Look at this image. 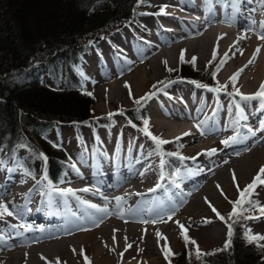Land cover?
<instances>
[{"label": "rangeland", "instance_id": "1", "mask_svg": "<svg viewBox=\"0 0 264 264\" xmlns=\"http://www.w3.org/2000/svg\"><path fill=\"white\" fill-rule=\"evenodd\" d=\"M233 1L235 9L237 8L238 2L235 0ZM176 2L177 4H175ZM249 2L256 4L255 0H249ZM158 5L167 8V10L179 16H187L191 18V20H182L181 25H178V22L175 19H162L167 21L161 22L157 20L159 16L155 14L162 8L159 7L155 9ZM206 6L207 4L202 8L193 0H143L138 3V7L135 10L140 12L144 11L145 14L140 13L139 15L134 16L135 18H131V20H127L122 24L116 22L118 24H113L110 27V33L107 35L103 34V32H99L97 29H93L94 31L90 32L89 37L83 42V45L86 46V51L80 67L85 78V88H88L90 92L94 93V97L96 98V102L94 103V119L87 124L80 125L82 136L79 141H77L78 139L76 137V124H61L55 132L51 131L47 133L50 138L57 140L59 145L64 146L69 153L73 155V163L68 166L62 181L63 183H60L58 187L53 188L43 175L37 179L35 175L29 172L20 162L18 163L14 161L9 164L4 160L0 162V176L3 175V178H5L11 173V177L15 182V187L25 181L29 185L35 186L36 194L33 195L32 199L40 200L43 204L48 203L53 207V210L56 211L59 206L65 202V199L63 195L55 192L54 189H64L63 185L65 182L81 178L84 174V172L79 173L75 170L76 164H85L89 165V167L96 164L99 158L98 153H101V151L104 150L105 154H108L110 147L115 145L117 136H123L125 143L126 139H134L139 142V147L143 146L145 150L142 153L144 154L143 157L146 159L148 157L155 163V177L157 179L160 178V181L162 177V168L164 167L163 160L168 159V161L172 162L174 165H179L182 163V159L177 156L164 154L160 146L158 147L149 136L145 135V133L139 129L138 125L130 121L128 118V111L138 105L141 106L139 115H143L149 120V131L153 135L166 141L178 137V139H180L179 144L182 147L181 153L183 155H193L197 153L199 148L201 149L202 145L209 141V145L212 147L207 149L208 145L206 147V150L208 151H205V155L198 159V162H204V164H206L205 167L201 170L193 171L192 169H188L187 171H197L198 173H201L203 175V181L207 177L212 180L220 171L227 168L229 164L232 162L234 163L236 160L249 154L252 149H254V144L257 139L253 134H248L244 137L246 138L245 141H247V139H252L253 141L249 146L244 147L237 144V124H235L233 132L229 134L225 132H219L221 134H218V130L220 129L219 127L216 128L213 124L202 126L203 131L210 133L215 132L217 134V136L212 138L208 135L201 137L198 135L199 132H197L198 129L196 128L194 136H197L198 138L193 145L187 144V140L192 134L183 139L180 137L183 128L198 123V120L196 121L197 118H195L198 107H195V103H198L199 106L201 101L204 100L209 103L210 101H213V99L208 100V98H204L205 94L201 92L203 91L202 87L197 86V81H195L197 83H193L192 80L188 79L169 78L170 74L178 69L180 64L191 62L193 57L196 58L195 62L199 68L202 70L209 69V71L212 72L223 55H220L219 53L217 59L209 64L213 57V53L211 54L210 51H206L204 55L206 63L200 64V57L198 55H193L192 57L189 56L190 52H192V50H189L191 46H187L189 51L185 50L181 53L180 51L174 50L175 46L178 44L177 41L179 40H176V37L171 39L173 43H169L168 45L160 44V41L164 38L171 36V34L167 32L170 30L161 31V28L162 26L168 28L170 22L175 29L181 30L180 32L176 30L178 35H184L186 25L187 28L191 30V35H186L188 36V41L191 40V42L196 38L201 37L206 29L217 30V33H220L222 28L234 29L235 24L232 22L217 21L215 18H211L209 15L212 12ZM140 7L141 9L138 10ZM194 7H196V9H194ZM248 7L250 8L252 5H248ZM251 9L247 10L251 12ZM214 11L218 17L224 16L223 12L217 9L216 4ZM233 12L235 11L233 10ZM233 14L236 16L235 13ZM249 19L250 20L246 22V25L251 28L242 26L240 27V32L253 36L257 39L259 44L255 50L250 53L249 58H247V54H244L242 57L234 56L231 58L230 56L220 72H218L219 83L228 85L227 90H223L226 95L230 92V77L232 76L231 74L234 68L253 59L257 48H260L259 54L256 55L257 58L264 53V40L259 38V32L256 29L257 21L253 17ZM253 21L256 23L253 24ZM206 25L208 26L205 28ZM129 26H132V30ZM115 27L118 28L115 29ZM186 36L184 38H186ZM108 39H110V41H108ZM112 40L117 46L116 48H110V46H108L109 42ZM94 46H96V50ZM155 48L159 49L156 50ZM163 50L167 51V54L164 55V57L157 58L158 60L156 62L151 59L158 53V51ZM149 52H152L153 56L150 57L148 55ZM114 53L119 56H115ZM199 55L201 56L202 54L199 53ZM182 56L183 59H181ZM143 57L145 58L142 60ZM131 58L136 61L134 65L135 68L141 67L148 73L147 82L143 84L142 87H139V96L136 95L133 78L129 77L126 81L124 80L125 75H129V73L135 69L133 68L132 71H129L128 73L123 72L125 69L124 66H127L128 63L131 62ZM147 60H149V63L145 64V61ZM255 60L258 59L255 58ZM165 61L167 62L166 64L164 63ZM35 65L37 67H42V69L45 67L43 61L37 62ZM253 65L251 63L248 67L250 68V66L252 67ZM119 69L122 70V73L119 75L114 74L118 73ZM168 69H172V71H168ZM248 69L241 72L236 82V88H238L241 93H243V90L246 87V83L243 80V74L246 73L249 75L250 71H248ZM222 73L225 74L224 78L221 77ZM129 76H131V74ZM42 77L44 82L53 87H59L64 83V79L59 75L44 74ZM93 80H97L98 83H95ZM167 82H172L174 84L168 89L171 93L169 96H165L162 92L165 90L166 87H164V85H166ZM109 84L114 86L102 88ZM261 84H264V82ZM261 84L259 86L256 85L257 87H251L250 91L253 93L254 90V93H256ZM126 85L130 86V88L126 87ZM207 86L208 88L210 87L209 85ZM158 88L159 91L155 93V90ZM149 96L150 98L142 99ZM136 100H140V103L137 104L135 102ZM175 100L179 101V103L175 102ZM256 100L258 101V108L262 110L261 101L259 99ZM242 101L244 102L247 100ZM185 107L191 110H184ZM158 108L160 111H158ZM166 110L171 111L170 116L165 113ZM152 111H154L155 118L158 119V122L163 124L161 129L152 125V118L149 114ZM172 112L174 114L176 113L175 117H172ZM233 112H235V110ZM260 116L259 122L263 120L264 111L263 114L260 113ZM107 117L114 118L113 126L107 127L99 124L97 121V119ZM187 117L191 118L189 122ZM97 136L101 140H97ZM224 138L230 142L228 144L222 143ZM114 147L117 146L115 145ZM214 147H216L215 154H209L210 150ZM19 154L21 157H26L28 155V149L26 147H21L19 149ZM100 156L102 157V154ZM232 184L233 181L231 182V185ZM110 185H113V183L111 182ZM200 185L195 187L196 191H199L198 188ZM240 185L241 187L244 186L243 184ZM232 188V193L226 192L223 195L219 192L217 187L215 189L213 187L214 193L219 197L217 201H221V205H218L211 197L208 198L207 201H210L211 205L217 210L224 213H230L233 208V204L230 203V201H233V199L240 195L236 186L232 185ZM188 191L193 192V190ZM185 194L184 199L186 202L184 204H181L184 200L179 201L178 199L169 204L167 199L162 198L161 195L155 197L150 196L149 194V199L146 200L145 205L136 206L133 210V213L142 216L143 221L134 222L130 219H126L128 222L127 224L138 225L139 228L135 230V234L125 230V234L121 233L116 235V242H113L112 235L106 237L98 231L99 227L102 226V223H105L106 220H101L102 222H99L94 226L90 225L81 228L74 234L68 233L63 235L62 237L64 238L62 239H65V242L63 243L55 244L54 242L59 241V238L52 239L50 237L45 238L44 240L25 242V238L30 236L31 232H34V234H36V232L48 234L50 231H55V228L50 225L46 226L45 224L28 227V224L26 223L27 220L23 221L15 214L13 216H5L3 219L11 221V224L17 225V228H13L9 223H3L4 221L0 219V224L3 226V229L0 227V264H57V262H59V264H86L89 262L90 264H97V259L99 257L97 256V250L100 247L107 250L108 254L111 256V264H145V262L154 259L157 260L158 264H168V262H166L167 260L162 256V249L163 251H166V247L169 246V250L174 253H180L185 247V240H183V233L185 230H187V235L196 242V246L202 252L220 246L227 237V224L224 221H221L216 213L212 211V208L209 206V203L206 202V199L204 205L196 214L185 212L184 209L190 202V198L188 197L189 193ZM254 198L258 199V202L264 206L263 185H259V187L256 188ZM93 200L100 202L97 198H93ZM0 201L6 203L12 211V204L9 203V199L2 197L0 198ZM115 201L116 200L111 202L107 201L104 203L107 206L108 211L115 207ZM24 203L25 205L27 204V202ZM105 205L103 208H105ZM176 205H180L181 208L175 210L174 206ZM73 207H75V205H73ZM42 208H46V205H43ZM17 209L20 210V206H18ZM41 210L43 213L47 212V209ZM83 210L88 213L96 211V209L92 210L90 207ZM77 212H79L78 209ZM80 217L81 216H79V218ZM81 219L85 220L84 217ZM206 220L211 222H206ZM79 222L73 223V225L77 226L79 225ZM180 225H183L184 228L182 229ZM249 225L250 228L264 236V217L249 222ZM218 227L222 228L223 231L218 233ZM87 232H92V234L82 238V235ZM171 232H173L174 235H172ZM50 244L53 245L49 246ZM128 245H131V247H128ZM74 247L77 248L76 255H73L72 253ZM15 254H20V257L16 258ZM85 256L88 257L87 262L84 259ZM203 264L209 263L203 262Z\"/></svg>", "mask_w": 264, "mask_h": 264}, {"label": "trees", "instance_id": "2", "mask_svg": "<svg viewBox=\"0 0 264 264\" xmlns=\"http://www.w3.org/2000/svg\"><path fill=\"white\" fill-rule=\"evenodd\" d=\"M138 1L0 0V158L18 160L35 176L45 164L51 182L61 181L68 156L48 141L47 133L60 124H82L95 116L96 98L80 90L74 70L85 51L83 41L95 29L106 33L113 24L134 18ZM41 61L45 69L35 65ZM45 73L64 76V84L55 88L43 82ZM171 77L218 83L216 73L201 70L192 62L180 64ZM128 116L143 124L134 110H129ZM98 120L106 122L107 118ZM163 146L166 151H180L177 142ZM21 147L28 149L26 157L19 155ZM245 208L228 221L232 226L229 247L225 248L228 236L225 244L205 252L199 249L197 255V244L185 231L183 240L187 235L195 243L184 241L180 253L167 248L171 264H264V241L250 242L246 232L247 216L260 211ZM219 213L228 218V213Z\"/></svg>", "mask_w": 264, "mask_h": 264}, {"label": "bare ground", "instance_id": "3", "mask_svg": "<svg viewBox=\"0 0 264 264\" xmlns=\"http://www.w3.org/2000/svg\"><path fill=\"white\" fill-rule=\"evenodd\" d=\"M193 1L202 8H204L205 4H207L206 7L212 12L209 15L211 18H215L214 17L215 4L217 6V9L223 12V15H229V17L223 16V19L221 20L229 22L226 19H230L231 15L235 13L236 15L235 19L232 21V23L235 24L234 29L222 28L220 32L221 34L217 33L218 32L217 30L206 29L205 33L201 37L196 38L191 42V40L188 41L189 39H187V37L191 35V30H189L186 25H185V29H186L185 34L178 35L176 30L178 32H180L181 30L175 29V27H173V25L169 22V27L167 28L164 26V30L170 29V31L167 32H169L171 36L167 35L168 37L160 41V44L168 45L169 43H173L171 39L176 37V40L177 39L179 40L177 41L178 44L175 46L174 50L180 51V53L185 50L187 51L192 50L190 54L188 53L189 56L192 57L193 55H198L200 57V64L206 63V59L204 56L206 51H210L211 54L213 53L211 62L217 59V55L219 53L220 55H223L221 61L228 60L230 56L231 58L234 56L242 57L244 54L245 55L247 54V58H249L250 53L255 50L259 42L253 36L240 32L241 31L240 27L247 26L246 22L250 20L249 18L253 17L257 21V26H256L257 31L258 32L261 31L260 24L264 23V7H262V3H264V0H255L256 4L250 3L249 0H235L236 2H238L237 8L235 9L233 5L234 4L233 0H193ZM175 4H177V2ZM248 5H252V7L249 8ZM194 9H196V7H194ZM247 9H251L252 11L250 12ZM233 10L235 12H233ZM166 13H167L166 15L165 14L162 15V17L160 18L161 20L175 19L178 22V25L182 24V20H191V18L187 16H183V15L179 16L175 13H172L169 10H167ZM162 21H167V20H162ZM207 26L208 25H206L205 28ZM185 36L186 38H184ZM188 45L191 46L189 50L187 48ZM166 52L167 51L164 50L158 51V53L154 56L152 52H149L148 55L150 57L153 56L151 59H153L156 62L158 60L157 58L164 57V55L167 54ZM199 53H201L202 55L200 56ZM144 58L145 57H143L142 60ZM256 59L258 60H255V62L252 63V65L254 64L253 65L254 67L253 66L252 67L250 66V68L248 67L249 66V60H248L242 63L241 65L235 67L232 72V74H234L236 71L240 69L247 70L249 68L248 71H250V74L249 75H247L246 73L243 74V80L246 83V87L243 90V93L245 95L254 94V90L253 93L250 91L251 87H254L256 85L259 86L262 82H264V53L262 55H259L258 58L256 57ZM149 60L145 61V64H148ZM135 63L136 61L131 58V62L128 63V65L126 63L127 66H124L125 69L123 70V72L128 73L129 71H132V69L135 68L134 67ZM118 71H119L118 73H114V74L119 75L120 73H122V70L119 69ZM130 74L131 76H129ZM129 75H125L124 80L126 81L129 77L133 78L136 95L139 96L140 93L139 87H142V85L147 82L148 73L144 71V69H142L141 67L139 68L136 67L131 73H129ZM224 76L225 74L222 73L221 77L224 78ZM93 81L95 83L96 82L98 83L97 80H93ZM111 85L112 84L105 85L102 88L108 86L110 87L114 86ZM173 85L174 84L171 82L165 88L167 90L166 95H171L168 89ZM209 88L208 86L204 87L202 88L203 91L201 92L205 94L204 96L205 99L207 98L208 100L213 99V101L207 103V101L203 100L200 102L199 106L198 103L197 104L195 103V107L196 108L198 107L197 113L195 115V118H197L196 121L198 120L197 121L198 123H194V125H188L181 130L180 137L182 139L192 134V136H190V138L187 140V144L193 145L196 139L198 138L197 136H194L196 128L198 129L197 132H199L198 135H200L201 137H204L205 135L210 136V138L217 136L215 132H211L212 133L211 134L210 132L203 131L202 126H205L206 124L208 125L213 124L216 128L219 127L220 130H218V134L224 132L229 134L233 132L235 128V124L245 127L248 124L257 122L259 115V108H258V101L256 99H253L251 101H246L245 103L244 102L240 103L239 104L240 108L243 109V116L239 112H238V116L237 115L235 116L233 112V105L230 102L229 96L222 92L211 91ZM175 102L179 103V101L177 100H175ZM219 109L220 112H218ZM184 110L190 111L191 109L185 107ZM158 111H160L159 108ZM165 113L168 116L171 115V111L166 110ZM246 113L247 116H245ZM149 114L152 118V125L156 128L159 127L161 129V127H163V124H160L158 122V119L155 118L154 111L150 112ZM175 114L172 112V117H175ZM244 117H246V119ZM187 118L189 122L191 118L190 117ZM197 125H200L201 127L198 128ZM123 138H124L123 136H117L115 141V145L117 147H113V148L110 147V151L108 153L109 157L112 160H115V162L117 163L116 166H114L113 164V167H117L116 176L114 177L115 180L114 187L112 188L109 187V189L108 188L103 189L102 185L97 183L96 181V179H101L103 177L102 174L95 172L94 174L90 175L88 173L89 165H86L84 166L83 169L84 174L81 178H76L73 181L68 180L67 182L64 183L63 185L64 189L71 188L75 190V195L74 196L70 194L63 195L65 202H63L59 206L58 212L57 211L55 212V210L53 211V207L48 203L43 204L41 203L40 200L32 199L33 195L36 194L35 186L29 185L25 181L24 183L15 187V182L11 177L12 175L11 173L3 179V182L0 184L1 186L0 198L6 197L7 199H9V203L12 204L13 213L18 218H20L23 221L27 220L26 223L28 224V227L29 226L33 227L37 224H46L47 226L50 225L53 226V228H56L55 231H50L48 234L47 233L34 234V232H31L30 236L25 238V242L44 240L45 238L48 237L55 239L58 236H63L71 232L74 233L79 231L80 227L73 225V223L63 224L61 222L62 216L64 215V217L67 218L72 214L71 212H73L74 209H80L81 211V209H85L86 207H89L88 206L89 204H94L97 205L99 208H103L105 205L104 203L106 202L101 204L100 202L93 200V198H97L98 200H100L103 199L102 197H107V195L111 193H115V194L109 195L110 199L107 201L111 202L113 200H116L115 207L111 208L107 214L97 210L94 211V214H98V215H96L97 219L91 223V226H94L95 224L102 222L103 220H106L105 223H102V226L99 227L98 231L100 234H103L106 237H110V235H112L113 242L115 241V237H117L116 235H119L121 233L125 234V230L134 233L135 230L139 228L138 225L136 224H132V225L127 224L128 222L126 219H130L134 222H142L143 221L142 216L133 213L134 208L136 206H144L146 200L149 199L148 195L149 194L150 196L155 195L158 189H160L163 186V184L159 182V178L157 179L155 177L156 175L155 163L151 161L150 158L147 157L146 159L143 157L144 154L142 153L145 151L143 146L139 147L138 144L139 142L135 141L134 139L131 140L126 139V143H125V140ZM255 138L257 139L256 143L254 144L255 147L254 149H252V151L249 154L241 157L240 159L236 160L234 163L232 162L231 164H229L227 168L220 171L212 180L208 179L207 177L205 179L207 181L205 180L203 181L202 180L203 175L201 173H198L191 177V182H193V184L192 186L187 185L186 186L187 189H185L184 191L187 194L189 193L188 197L190 198L189 205L184 209L185 212L190 214H196L204 205L205 198L208 199L210 197L213 198L218 205H221V201H217L219 197L214 193V189L217 187V185H220V188L218 187L217 188L219 189L220 193L222 189L224 195L226 192L232 193L233 191L232 185L236 186V183L239 184L240 189L245 188L246 185L251 183V181L253 180L254 176L257 174L260 167L264 166V129L261 132H259L255 136ZM121 140H123V144L121 148H118V143ZM127 142L131 144H128ZM252 142H253L252 139H247V141H240L238 138H236V143L244 147L249 146ZM208 145H209V141L206 144L202 145L201 149L199 148V151L193 155H201L203 149H206ZM209 147L212 146L209 145L207 149ZM200 165H201L200 167L203 168L205 167L206 164L202 162ZM233 172H235L237 178L235 182L232 179ZM103 178L104 180H106V177ZM232 181L233 184L231 185ZM240 184H243L244 186L241 187ZM94 185L99 186L103 190H101V192L98 191L97 193H94L95 190L93 191V189L92 192L91 189L90 191H84L85 188H91L94 187ZM197 185H200L198 188L199 191L195 190V187H198ZM150 189H155V190L150 191ZM188 190H193V192H190ZM185 193L180 196H177L176 198L179 201L184 200L183 202H186V200L184 199V196L186 195ZM117 198H122V199L118 201ZM236 199L237 198L233 199V201H235ZM83 201H87L88 203L87 204L82 203ZM24 202H27V204L25 205ZM43 205H46V208H42ZM73 205H75V207H73ZM18 206H20V210L17 209ZM28 208H30V213L27 216ZM41 208L47 209L49 218H47L46 220L41 218L42 221L39 220L36 221V219H34L35 215L33 212H38L39 210H41ZM105 208H107L106 205ZM92 209L95 210V208ZM86 215H90V213H86ZM3 223L5 224L9 223L10 226L15 228V226L11 224L12 222L9 220H5ZM0 227L3 226L0 224ZM221 231H223V229L218 227L217 232L220 233ZM90 234H92V232L90 233L87 232L82 235V238H85ZM171 234L174 235L173 232H171ZM62 238L64 237H60L59 241H56L54 243L56 244V243L65 242V239ZM52 245L53 244H50L49 246ZM76 251L77 248L74 247L72 250L73 255H76ZM15 256L16 258H19L20 254H15ZM97 256H99L97 259V264H111L112 258L108 254L107 250H105L104 248L102 247L98 248ZM145 264H158V262L156 259H154L145 262Z\"/></svg>", "mask_w": 264, "mask_h": 264}, {"label": "snow or ice", "instance_id": "4", "mask_svg": "<svg viewBox=\"0 0 264 264\" xmlns=\"http://www.w3.org/2000/svg\"><path fill=\"white\" fill-rule=\"evenodd\" d=\"M262 7H264V3H262ZM155 14L156 15H160V14H165L166 15L167 13L164 12V8L162 7L161 8V12L155 13ZM255 23L256 22L253 21V24H255ZM260 28H261V31L258 33V35H259V38L261 40H264V23H262L260 25ZM259 52H260V48H257L256 49V54L254 55L252 60H249V64L255 62L256 55H258ZM241 54H242V51H241ZM214 55H215V53H214ZM225 55H227V54H225ZM181 59H183V56L181 57ZM195 60H196V58L193 57L192 58V63L193 64L195 63ZM226 62H227L226 60H223L219 64L216 65L217 72H219V70H221L223 64L226 63ZM164 63L166 64L167 62L165 61ZM211 63L212 62L210 61L209 64H211ZM168 71H172V69H168ZM242 71H243V69H240L235 74H233L232 77H230V80L232 82L233 91L228 92V95L229 96H233L234 94L235 95H239L242 100L259 99L261 101V108H262V110H264V84H261L259 90L256 93L251 94V95H245V94L241 93L238 88H236V86H235L236 82H237V80H238V78H239V76H240ZM214 75H215V73H214ZM161 83H163V82H161ZM193 83H197V82L193 81ZM197 86L198 87H202V88L207 87V85L199 84V83H197ZM126 87L130 88V86H128V85H126ZM227 88H228L227 84H220L218 87L212 88L210 90L214 91V92H220L222 90L226 91ZM86 94L87 95H92L91 93H86ZM147 98H150V96L142 98V99H147ZM135 102L137 104H139L140 100H136ZM236 107L238 109H240V113L243 116V109L240 108L239 103L236 104ZM244 118L246 119V117H244ZM143 123H144L145 127L142 129V131L145 133V135L149 136L155 142V144L158 147L163 145V144L168 143V141L153 135L149 131V128H148L149 120L148 119H144ZM261 124H262V126H264V121H262ZM197 127L200 128L201 126L197 125ZM249 132L251 134H253V135L255 134V132L252 129H249ZM186 135H187V133H186ZM229 142H230L229 140L222 141V143H224V144H228ZM215 151H216L215 149H212V150H210L209 154H215ZM173 155H176V154L173 153ZM41 156H43V154H41ZM43 158L46 161L47 157H43ZM180 158L181 159H188L187 157H180ZM191 159H195V158L192 157ZM45 179H46V177H45ZM232 179H233L234 182L237 180L235 172L232 173ZM258 184H264V166L260 167V169L258 170L257 174L254 176L252 182L249 183L248 185H246L244 189H240L239 184L236 183V187H237V190L240 193V195H239V198L236 201H230V203L233 204V211L228 214V218L227 219L225 218V216L221 215L218 212V210L213 205H211L210 201H207V198H205L206 202L209 203V206L212 208V211L214 213H216L218 218L221 221H224L226 224H228L229 241H228V243L225 244V248L230 246L231 235H232V230H231L232 226H231L230 223H228V221L231 220L233 217L239 215L240 213L246 211L247 209L245 208V205H247L248 207L258 208L260 213L264 214V207H260L256 202H254V201H252L250 199L252 193L254 192V189L258 186ZM217 187L220 188V185H217ZM154 190L155 189H150V191H154ZM54 191L60 192L61 195H65V194H70V195H73V196L75 195V190H73L71 188H68V189H54ZM84 191H88V189H84ZM221 194H223V190L222 189H221ZM246 197H247V199H246ZM121 199L122 198H117L118 201L121 200ZM82 203L87 204L88 202L87 201H83ZM88 206L91 207V208H95L97 211L103 212L105 214L108 213V209L107 208H99L97 205H94V204H89ZM237 210H239V212ZM13 215H14V213H13V211H11L9 209L8 205L6 203H3L2 201H0V219H2L5 216H13ZM121 215H122V213H121ZM206 222H211V221H207L206 220ZM180 227L182 229L184 228L183 225H180ZM248 232H249L248 239H249L250 242L251 241H264V236L251 234L250 230H248ZM184 238H185L186 242H191L193 244L195 243L194 241H189V237H187V235H185ZM128 247H131V245H128ZM196 251H197V255H199L200 254V250H199L198 247H197ZM84 259H85L86 262L88 261V257L87 256H85ZM57 264H59V262H57ZM89 264H90V262H89Z\"/></svg>", "mask_w": 264, "mask_h": 264}]
</instances>
